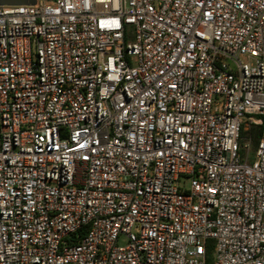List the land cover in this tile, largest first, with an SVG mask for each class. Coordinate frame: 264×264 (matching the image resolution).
Masks as SVG:
<instances>
[{
    "label": "built area",
    "instance_id": "built-area-1",
    "mask_svg": "<svg viewBox=\"0 0 264 264\" xmlns=\"http://www.w3.org/2000/svg\"><path fill=\"white\" fill-rule=\"evenodd\" d=\"M0 264H264V0L0 5Z\"/></svg>",
    "mask_w": 264,
    "mask_h": 264
},
{
    "label": "water",
    "instance_id": "water-1",
    "mask_svg": "<svg viewBox=\"0 0 264 264\" xmlns=\"http://www.w3.org/2000/svg\"><path fill=\"white\" fill-rule=\"evenodd\" d=\"M36 0H0V5L34 4Z\"/></svg>",
    "mask_w": 264,
    "mask_h": 264
},
{
    "label": "trees",
    "instance_id": "trees-1",
    "mask_svg": "<svg viewBox=\"0 0 264 264\" xmlns=\"http://www.w3.org/2000/svg\"><path fill=\"white\" fill-rule=\"evenodd\" d=\"M252 132H253L254 143L256 144L257 141H258L259 133L261 132V128L260 127H254ZM208 260L210 262L212 261V257L210 255V252H209V255H208Z\"/></svg>",
    "mask_w": 264,
    "mask_h": 264
},
{
    "label": "rangeland",
    "instance_id": "rangeland-1",
    "mask_svg": "<svg viewBox=\"0 0 264 264\" xmlns=\"http://www.w3.org/2000/svg\"><path fill=\"white\" fill-rule=\"evenodd\" d=\"M211 263H212V261H211Z\"/></svg>",
    "mask_w": 264,
    "mask_h": 264
}]
</instances>
